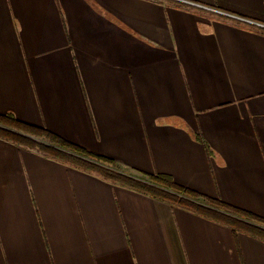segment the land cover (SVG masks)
<instances>
[{
    "label": "crops",
    "instance_id": "0c3cea01",
    "mask_svg": "<svg viewBox=\"0 0 264 264\" xmlns=\"http://www.w3.org/2000/svg\"><path fill=\"white\" fill-rule=\"evenodd\" d=\"M264 217V0H0V114ZM0 264H264V240L0 137Z\"/></svg>",
    "mask_w": 264,
    "mask_h": 264
},
{
    "label": "trees",
    "instance_id": "16d2710c",
    "mask_svg": "<svg viewBox=\"0 0 264 264\" xmlns=\"http://www.w3.org/2000/svg\"><path fill=\"white\" fill-rule=\"evenodd\" d=\"M32 136H41L46 142H38ZM0 137L25 147L36 148L46 156L95 173L112 182L190 208L205 217L231 226L235 231L264 240V217L180 186L165 174H132L111 158L72 144L44 128L20 121L11 113L0 114Z\"/></svg>",
    "mask_w": 264,
    "mask_h": 264
},
{
    "label": "rangeland",
    "instance_id": "374dc122",
    "mask_svg": "<svg viewBox=\"0 0 264 264\" xmlns=\"http://www.w3.org/2000/svg\"><path fill=\"white\" fill-rule=\"evenodd\" d=\"M36 141L45 143L46 139L41 136H32Z\"/></svg>",
    "mask_w": 264,
    "mask_h": 264
}]
</instances>
